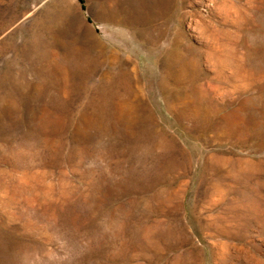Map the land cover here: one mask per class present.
Returning <instances> with one entry per match:
<instances>
[{
    "label": "rangeland",
    "instance_id": "374dc122",
    "mask_svg": "<svg viewBox=\"0 0 264 264\" xmlns=\"http://www.w3.org/2000/svg\"><path fill=\"white\" fill-rule=\"evenodd\" d=\"M0 264H264V0H0Z\"/></svg>",
    "mask_w": 264,
    "mask_h": 264
}]
</instances>
